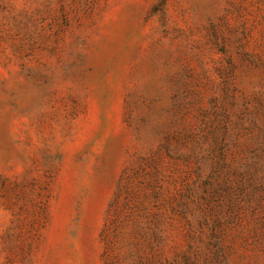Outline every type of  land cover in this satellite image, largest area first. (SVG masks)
Segmentation results:
<instances>
[{"label":"rangeland","instance_id":"rangeland-1","mask_svg":"<svg viewBox=\"0 0 264 264\" xmlns=\"http://www.w3.org/2000/svg\"><path fill=\"white\" fill-rule=\"evenodd\" d=\"M0 264H264V0H0Z\"/></svg>","mask_w":264,"mask_h":264}]
</instances>
